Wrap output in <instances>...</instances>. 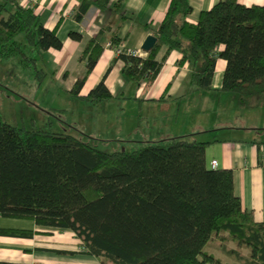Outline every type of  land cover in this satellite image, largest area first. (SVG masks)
<instances>
[{"label": "trees", "instance_id": "trees-1", "mask_svg": "<svg viewBox=\"0 0 264 264\" xmlns=\"http://www.w3.org/2000/svg\"><path fill=\"white\" fill-rule=\"evenodd\" d=\"M106 7L109 0H98ZM91 6L83 0L76 18ZM189 0H171L157 44L146 58L121 54L123 72L150 87L161 63L162 45L185 51L195 86L209 89L218 57L227 60L223 89L244 96L264 92V5L220 0L187 21ZM23 34L25 40H18ZM80 39L78 33L71 34ZM219 45L224 49L217 53ZM62 41L57 29L17 0H0V58L19 60L38 83L45 71L41 54ZM88 71L98 53L91 51ZM84 84L79 79L74 93ZM110 93L104 81L84 98L100 101ZM209 142L173 137L112 152L68 131L37 130L0 120V216L33 220L73 230L83 252L102 264H264V221L244 210L235 194L231 169L207 166ZM0 235L31 237L30 230L0 229ZM73 253L62 251V253Z\"/></svg>", "mask_w": 264, "mask_h": 264}, {"label": "crops", "instance_id": "crops-1", "mask_svg": "<svg viewBox=\"0 0 264 264\" xmlns=\"http://www.w3.org/2000/svg\"><path fill=\"white\" fill-rule=\"evenodd\" d=\"M82 1H19L38 14L47 28H56L63 43L61 49L51 48L39 57L38 67L46 75L37 86L43 100L47 99L46 108L63 119L68 132L88 142L112 143L117 149L139 148L173 137L209 142L207 166L211 168V161L217 160L216 169H231L243 209L263 222L264 92L242 99L223 89L227 60L221 57L210 88H198L191 77L192 64L181 63L185 51L168 45L158 50L156 59L161 66L152 85L146 87L145 80L125 76V62L115 48L136 50L146 58L150 50L145 51L143 44L149 35L157 37L171 0H109L106 7L90 0V8L78 20L76 12ZM219 1L189 0L192 12L187 21L196 24L201 12ZM238 2L248 7L264 5V0ZM72 33L80 34V39H74ZM91 44L98 57L88 71L91 53L84 52ZM223 49L219 45L217 53ZM79 79L84 84L76 94L73 90ZM101 81L110 96L100 101L85 99ZM64 98L71 105L64 104ZM0 229L33 232L31 237L0 235V264H102L83 252L81 240L71 229L1 216Z\"/></svg>", "mask_w": 264, "mask_h": 264}, {"label": "rangeland", "instance_id": "rangeland-1", "mask_svg": "<svg viewBox=\"0 0 264 264\" xmlns=\"http://www.w3.org/2000/svg\"><path fill=\"white\" fill-rule=\"evenodd\" d=\"M18 40L24 41V35H19ZM33 73L24 69L16 58H0V120L27 129L45 130L50 128L53 131H67L66 125L61 121L63 119L58 118L56 113L48 109L49 107L46 108L47 99L43 100ZM63 103L70 104L69 100L65 98ZM97 142L90 143L108 152L123 150L122 147L117 149V146L112 143L106 145L101 140ZM207 250L213 252L224 262L240 264L216 249L207 248Z\"/></svg>", "mask_w": 264, "mask_h": 264}, {"label": "built area", "instance_id": "built-area-1", "mask_svg": "<svg viewBox=\"0 0 264 264\" xmlns=\"http://www.w3.org/2000/svg\"><path fill=\"white\" fill-rule=\"evenodd\" d=\"M20 0H17L19 2ZM115 53L116 55H121V54H129V55H136L139 54L136 50H130V51H124L120 47L115 48ZM140 55V54H139ZM219 166V162L217 160H212L210 163V167L212 169H216Z\"/></svg>", "mask_w": 264, "mask_h": 264}, {"label": "water", "instance_id": "water-1", "mask_svg": "<svg viewBox=\"0 0 264 264\" xmlns=\"http://www.w3.org/2000/svg\"><path fill=\"white\" fill-rule=\"evenodd\" d=\"M158 38L154 35H149L143 44V49L149 51L157 44Z\"/></svg>", "mask_w": 264, "mask_h": 264}]
</instances>
